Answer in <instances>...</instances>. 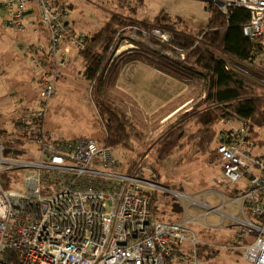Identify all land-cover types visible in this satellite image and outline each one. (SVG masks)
Masks as SVG:
<instances>
[{
	"label": "built area",
	"instance_id": "2783aa9c",
	"mask_svg": "<svg viewBox=\"0 0 264 264\" xmlns=\"http://www.w3.org/2000/svg\"><path fill=\"white\" fill-rule=\"evenodd\" d=\"M195 1L209 4L226 19L234 8L248 10L245 34L264 41V0ZM31 6H35L38 21L49 35L48 56L54 71L33 59L34 73H41L45 84L41 97L49 100L58 84L57 73L71 55L70 45L84 49L85 34L75 32L68 22V7L57 0H0V9L6 13L5 27L26 34ZM140 24L142 28L131 32L135 37L123 40L131 43L126 50L118 53L125 45L114 43L110 65L114 58L118 63L136 53L129 50H138V35L146 38L149 48L153 47L149 39L155 35L169 43L173 40L172 34L161 31L156 23ZM163 47L167 54L145 56L158 62L170 57L171 50L177 54V61L185 63L188 52L184 49L177 51L164 44L159 49ZM248 65L263 73L264 49L255 63ZM187 81L199 85V98H206L203 79L191 77ZM46 113L47 103L42 102L26 123L44 122ZM217 139L223 167L215 185L227 190L222 196L236 206L238 214L229 216L221 213L220 207L210 208L205 203L194 202L190 208L206 209L205 218L220 214L223 222L230 221L228 228L236 229L227 240L216 244L198 238L192 228L198 218L190 216V209L176 222L155 219L149 192H156L159 186L143 180L137 171L118 174L111 149L91 138L58 141L43 135L32 142L36 152L24 149L23 156V148H11L10 157L0 139V264H200L203 246L217 255L240 254L250 264H264V146L251 139L246 121L221 130ZM15 150L22 156L16 157Z\"/></svg>",
	"mask_w": 264,
	"mask_h": 264
},
{
	"label": "rangeland",
	"instance_id": "374dc122",
	"mask_svg": "<svg viewBox=\"0 0 264 264\" xmlns=\"http://www.w3.org/2000/svg\"><path fill=\"white\" fill-rule=\"evenodd\" d=\"M63 1L66 5L72 4V8L68 11V21H71L72 28L92 34L102 28L112 15H115L114 11L130 13L133 18L137 16L139 18L147 14L150 17L155 14H162L166 18H164L165 22L168 23H173L179 18L183 20L186 26L196 31L206 29L209 23V13L206 9V4L195 0ZM114 1H118V5ZM100 4L107 6L109 10L101 8L99 6ZM5 19L6 13L0 11V85L2 86L0 89V111L8 114L12 121L22 119L25 121L34 116L39 111L40 104L45 102L47 103V113L44 118V127L46 132H49L54 139L58 141H72L81 138H91L102 145L107 137V131L104 120L93 99L94 88L93 86H87L84 80H82V60L80 59L79 62L74 63L71 62L72 57H69L68 62L70 64L64 65L66 66L65 70H67L65 75L63 74L64 72L61 73L60 83L54 86V95L49 100L43 99L41 92L45 84L41 79L42 74L34 73L35 65L33 59L36 58L42 61L44 66L49 67L47 70L52 71L53 67L51 63L44 62L45 54L49 58L48 53L47 51H42L40 45L37 44H35L36 49L33 52H26L24 48L22 49L21 44L29 43L30 45L34 41H31V39L27 41L28 37L23 39V34L5 28ZM125 21L130 25L125 30L124 35L117 39L116 43L119 42L118 45L126 46L127 44H131L130 40H128V43H125L123 40L127 36L135 37L131 32L135 27H142L140 21H134L133 19ZM156 24L160 26L158 22ZM171 26L175 27L174 31L160 26L161 31L172 34L173 40L170 43L163 41L160 36L157 37L155 35L154 39H149L153 45V47L149 48L144 41L146 38L138 35L135 42L138 50H129L130 52L136 51V53L134 52L125 56L118 63H116L117 58H114V62L111 65L108 63L105 70L103 76L104 87L101 88V95L121 110L135 129L132 149L121 147L111 149V154L116 161V172L118 174H126L129 166L135 163L134 171L140 173L143 180L154 182L159 186L155 190L156 192H152L155 193L157 198L153 216L158 221H178L179 218L185 215L187 209L191 208L194 202L200 204L205 203L210 208L220 207L221 213L235 216L238 214L236 206L229 205L227 198L222 196L227 194V190L215 185L216 179L222 174L223 167L217 153L208 160L194 146L187 145L183 151L176 152L163 160L157 159L154 154L155 147L162 136L164 137L166 132L180 118L184 117L188 112L190 113L192 108L201 101L198 96L199 85L188 81L185 82V84L187 83L186 91L181 98L187 100L186 103L164 119L161 116L173 105L180 102L178 101L179 99L177 101H170L172 95H175L176 92L183 93L182 85L180 86L179 83L178 85L172 81L167 83L170 92L167 95L159 96L155 101L158 108L164 106L167 101H170L169 103L172 104L161 109L154 115H151L152 111L146 108L142 99L144 97L143 94L141 95L142 100H139L141 103L139 105L137 104L135 94L130 93L128 90L123 91L116 88L117 81L121 82V73L128 66H134L135 63L131 61L146 59L153 62L145 54H167L165 50H161L164 47L159 49L161 44L173 50L176 49L178 51L179 49H184L188 52L186 53L185 63L183 64H192L194 62L198 54L193 53V50L198 44L202 45V35L195 38V46L188 51L183 48L182 42L176 38L177 33L184 31L182 30L184 28L182 24L178 22V24L173 23ZM73 51L78 53L76 48ZM168 51H170L169 59L178 58L177 54H174L173 51ZM1 55H6L4 61ZM221 56L227 61L230 68L240 70L244 75L264 87V72L254 71L252 65H240L238 61H233L228 56ZM135 68L138 69L137 66L131 69ZM58 73L57 77L59 75ZM122 84L119 85L120 88H123ZM3 102H6V106L9 105L10 111L6 112L2 108ZM235 124L236 120L222 122L219 124L217 131L220 132ZM10 125L14 126L15 132H17L13 122H8V125L4 129H9ZM191 130L193 132L196 131L194 127ZM24 145L32 151L35 150L36 152L37 150L32 142H27ZM223 204L228 205L221 207ZM176 205L181 208L183 214L173 212V207ZM206 212L204 208L196 210L190 209L189 212L190 216L198 218V224L192 226V228L200 240L203 242H212L213 244L221 243L223 241L221 237L223 235L222 233L229 237L235 232L236 229L234 227L228 228L230 225L228 219H225L223 222L222 215L214 213L209 214L205 218ZM200 264L250 263L246 262L240 254L230 256L225 253H218L216 259L212 261L200 259Z\"/></svg>",
	"mask_w": 264,
	"mask_h": 264
},
{
	"label": "trees",
	"instance_id": "16d2710c",
	"mask_svg": "<svg viewBox=\"0 0 264 264\" xmlns=\"http://www.w3.org/2000/svg\"><path fill=\"white\" fill-rule=\"evenodd\" d=\"M206 9L209 13V23L204 30L190 29L179 18L173 22L174 24L179 22L184 27L182 29L184 31L177 33L176 38L188 51L195 46V38L202 35V45L198 44L193 50V53L198 54L194 62L183 64L169 57H162L158 62H154L157 69L170 73L182 82L191 77L203 79L207 92L206 98L194 106L190 113L180 118L158 141L154 154L159 160L183 151L187 145L194 146L199 153L210 160L217 153L219 133L217 128L220 123L229 120H236V123L248 122L251 139L264 146V87L240 70L230 68L221 56H228L231 60L240 63L254 64L258 53L264 49V41H255L245 34V27L250 21L248 10L234 8L226 19L209 4H206ZM164 18L165 16L159 15L156 21L161 27L174 31L175 27L171 26L173 23L165 22L166 18ZM129 25L117 15H112L96 33L85 34L86 47L77 49L78 56L83 62L82 80L87 86L94 88L93 99L107 131V137L102 145L110 149L118 147L132 149L135 138V129L122 111L101 95V88L104 87L103 76L110 60L111 48L116 40L124 35ZM39 27L42 29L43 25L39 24ZM186 101L182 99L178 104L173 105L161 116L162 119L171 115ZM23 121L22 119L17 123V132L0 129V139L9 149L6 153L8 157L11 148H23L24 156V149L29 150V147H25V143L33 142L43 135L53 138L43 129V120L28 124ZM193 127L196 129L194 132L191 130ZM15 152L16 157L22 156L20 151L15 150ZM134 164L129 166L127 173L134 171ZM149 193L152 196L154 213L157 198L155 193ZM173 212L182 213L178 205L173 207ZM202 249L200 259L212 261L218 256L206 246Z\"/></svg>",
	"mask_w": 264,
	"mask_h": 264
},
{
	"label": "crops",
	"instance_id": "0c3cea01",
	"mask_svg": "<svg viewBox=\"0 0 264 264\" xmlns=\"http://www.w3.org/2000/svg\"><path fill=\"white\" fill-rule=\"evenodd\" d=\"M57 1H58L59 4H62V5L65 4L63 0H57ZM114 3H116V5H118V1H114ZM66 6L68 7L69 10L72 8V4L66 5ZM99 6L101 8L106 9V10H109L108 7L103 5V4H100ZM0 11L4 13L3 9H0ZM114 13H115V15H118L120 18H123L125 20H131V19L134 20V19H136V20H139L140 22H144V23L146 22V24H155L157 21L154 20V19H156L159 15H162V14H155V15L150 17L147 14V15H144V16L139 17V18H138V16L133 18V16L130 13H121V12H118V11H114ZM26 21L29 24L30 30L26 34H23V39H25V37H28L27 41L31 39V41H34V43H31L30 45H29V43H23V45L22 44L20 45L22 47V49L24 48L26 52L27 51L33 52L34 49H36L35 48L36 47L35 44H37V45H40L42 51H44V52L47 51V53H48L49 35H48V32H47V30H46V28L44 26L42 27V29H40V27H39L40 23L38 21V13H37V10H36L35 6H31V8L28 10L27 16H26ZM68 22L71 25V21H68ZM34 29H35V31L37 33L34 32ZM73 29L77 33H82V34H86V35H88V34L92 35V33H90V32H86V31H83V30L75 29V28H73ZM197 30H199V29H197ZM96 32L97 31H95L94 33H96ZM70 47H71V50H72V53L70 55V57H72L71 62H74V63L79 62L80 58L78 56V53H75L76 51H73V50H75L76 47L74 45H70ZM28 54H29V52H28ZM1 56H3L2 60L4 61L6 55H1ZM68 61L66 62L65 65H67L69 63ZM44 62H46V63L50 62L52 67H53L52 59L50 60V58H47L46 54H45ZM131 62L135 63L134 66L133 65L132 66L130 65L128 67L126 66L127 67L126 70L123 73H121V75H122L121 82L117 81L116 88L117 89H121L123 91L128 90L130 93L135 94L136 95L135 98L137 100V104H139V105L141 104L139 100L143 99L144 104L146 105V108H148L149 110L152 111L151 115H154V114L158 113L161 109H164L165 107L171 105L172 103H169L170 101H172V100L177 101L178 99H179L178 101H180L181 99H183L181 97L184 95V93L186 91V85L184 84V82H182L179 79L175 78L170 73L162 72L159 69H157L156 65L154 64V61L152 62V61L146 60V59L145 60L137 59V60H133ZM135 66H137L138 69H136V68L135 69H131V68H133ZM48 68L49 67L46 66V69H48ZM65 68H66V66H64L62 69L59 70V73H58L59 74L58 75V84L60 83L59 79L62 76L61 73L64 72L63 74L65 75V72L67 70V69L65 70ZM169 81H172V82L176 83L177 85L179 83L180 86L182 85L183 93L182 92H180V93L176 92L175 95H172V99L170 101L166 102L167 105L164 104V106L158 108V106L156 105V101L155 100L159 96L167 95V93L170 92L169 88H168V84H167ZM120 84H122L123 88L119 87ZM1 88H2V86L0 85V89ZM142 94L144 95V97L141 99V95ZM5 103L3 102L2 108L6 112H8V111H10V108H9V105L6 106ZM20 121H22V120L12 121L9 118L8 114H5V113L0 111V129L5 130L4 128L8 125V122H13L15 124V126H16L17 123L20 122ZM16 129H17V127H16ZM6 130L14 131L15 127L10 125L9 129L6 128ZM2 136L5 139L7 138L4 135H2ZM222 234L223 235L221 237H222L223 241L227 240L229 238L224 233H222Z\"/></svg>",
	"mask_w": 264,
	"mask_h": 264
},
{
	"label": "bare ground",
	"instance_id": "6f19581e",
	"mask_svg": "<svg viewBox=\"0 0 264 264\" xmlns=\"http://www.w3.org/2000/svg\"><path fill=\"white\" fill-rule=\"evenodd\" d=\"M126 48H127L126 46H121L118 53L122 52L123 50H126Z\"/></svg>",
	"mask_w": 264,
	"mask_h": 264
}]
</instances>
